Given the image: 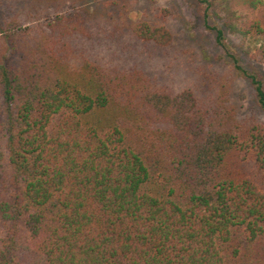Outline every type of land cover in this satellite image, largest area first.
Returning <instances> with one entry per match:
<instances>
[{"label": "trees", "instance_id": "trees-1", "mask_svg": "<svg viewBox=\"0 0 264 264\" xmlns=\"http://www.w3.org/2000/svg\"><path fill=\"white\" fill-rule=\"evenodd\" d=\"M189 1L216 45L262 38L227 54L264 112V0ZM82 18L0 20V264H264V123L130 62L164 24L123 17L98 50Z\"/></svg>", "mask_w": 264, "mask_h": 264}, {"label": "rangeland", "instance_id": "rangeland-1", "mask_svg": "<svg viewBox=\"0 0 264 264\" xmlns=\"http://www.w3.org/2000/svg\"><path fill=\"white\" fill-rule=\"evenodd\" d=\"M109 1L118 4L106 8L89 0H0V20L14 19L21 28H36L58 14L78 12L92 34L100 37L103 46L98 45V50L106 47L105 33L112 32L114 24L119 26L123 17L133 21L155 20L170 30L173 37L171 45L156 48L138 44L140 58L136 54L130 62L139 61L137 65L144 67L147 76L176 91L190 87L199 97H206L209 90H223L225 94L228 93L229 102L237 107L239 114L252 115L264 123V112L258 111L251 87L233 69L232 58L227 54L234 53L245 64L262 43L260 36L248 34L243 37L237 31H232L226 34L224 45L218 46L213 34L204 28L195 14V4L189 0ZM209 1L219 15L227 18L222 7L224 0ZM125 5L130 6L129 10ZM118 7L121 8V15L115 13L109 19V10L113 12ZM216 22L219 23L218 19ZM118 35L116 31L114 38ZM125 39L126 44L134 40L129 34L125 35ZM110 45L111 49L120 50L115 39L110 41ZM145 56L148 61L143 64Z\"/></svg>", "mask_w": 264, "mask_h": 264}]
</instances>
